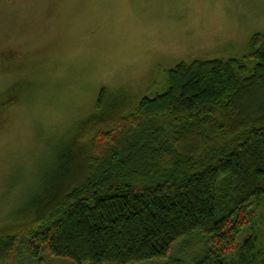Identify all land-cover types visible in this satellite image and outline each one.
<instances>
[{
	"label": "trees",
	"instance_id": "trees-1",
	"mask_svg": "<svg viewBox=\"0 0 264 264\" xmlns=\"http://www.w3.org/2000/svg\"><path fill=\"white\" fill-rule=\"evenodd\" d=\"M161 88L123 115L99 93L30 208L0 227V264L24 246L36 262L264 264V33L243 57L177 64Z\"/></svg>",
	"mask_w": 264,
	"mask_h": 264
},
{
	"label": "rangeland",
	"instance_id": "rangeland-1",
	"mask_svg": "<svg viewBox=\"0 0 264 264\" xmlns=\"http://www.w3.org/2000/svg\"><path fill=\"white\" fill-rule=\"evenodd\" d=\"M255 32L264 0H0V92L22 82L26 93L0 111V227L30 208L100 92L123 115L181 62L243 57ZM12 258L73 264L47 253L36 262L26 246Z\"/></svg>",
	"mask_w": 264,
	"mask_h": 264
},
{
	"label": "flooded vegetation",
	"instance_id": "flooded-vegetation-1",
	"mask_svg": "<svg viewBox=\"0 0 264 264\" xmlns=\"http://www.w3.org/2000/svg\"><path fill=\"white\" fill-rule=\"evenodd\" d=\"M9 90V87H8V89L6 90H4V91H8ZM8 94H9V91H8ZM23 95H25V93L24 92H20L19 94H12V95H9V97H8V99H7V103L5 104V108L6 107H8L9 105H11V104H13V103H15V102H17V101H20L21 100V97L23 96Z\"/></svg>",
	"mask_w": 264,
	"mask_h": 264
}]
</instances>
